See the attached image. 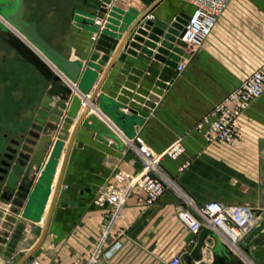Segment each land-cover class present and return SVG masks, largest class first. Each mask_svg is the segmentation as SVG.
Listing matches in <instances>:
<instances>
[{
    "label": "crops",
    "instance_id": "1",
    "mask_svg": "<svg viewBox=\"0 0 264 264\" xmlns=\"http://www.w3.org/2000/svg\"><path fill=\"white\" fill-rule=\"evenodd\" d=\"M155 1L111 0L103 13L86 7V0H24V19L35 20L40 36L58 52L83 63L81 75L88 72L74 87L81 99L88 94L91 98L73 119L51 176L43 182L45 187L51 179L43 207L24 201L15 209L0 202V264H16L38 241L67 150L46 236L23 264H169L194 246L193 236L176 216L178 209L187 207L182 196L195 206L217 201L252 207L258 224L234 252L237 260L252 262L244 248L253 249V239L264 233V94L240 114L237 144L208 143L194 126L264 63V0H231L199 50L193 52L180 42L181 53L172 50L166 62L141 50L135 55L125 52L130 27ZM193 10L182 0H161L146 18L169 23L180 13L191 16ZM84 14L103 26L113 14L118 24L106 33L100 26L96 33L94 25L80 20L89 19ZM0 21L4 23L1 17ZM92 55L98 57L94 64L103 61L98 69L87 67ZM177 56L178 61L187 59L182 73L176 69ZM48 87L38 70L5 42L0 29V161L12 140L26 143ZM91 114L116 127L122 147L111 138H95L88 121ZM43 134L56 140L54 131ZM136 138L156 153L182 142L178 158L161 160L173 186L150 206L134 187L109 221L111 206L99 199L106 191L126 186L116 173L135 176L142 171L134 150ZM43 173L44 166L33 187ZM205 243L213 240L208 237ZM203 261H211L205 249ZM185 262L198 264L189 256Z\"/></svg>",
    "mask_w": 264,
    "mask_h": 264
},
{
    "label": "water",
    "instance_id": "2",
    "mask_svg": "<svg viewBox=\"0 0 264 264\" xmlns=\"http://www.w3.org/2000/svg\"><path fill=\"white\" fill-rule=\"evenodd\" d=\"M160 1L156 0L130 27L127 37L129 42L125 48L126 53L135 55L137 50H141V52L153 56L160 62H166L172 50L181 53L179 40L185 32V26L190 16L180 13L169 23L160 19L146 18ZM110 2L111 0H86L85 5L104 13ZM23 16L24 0H0V17L4 22L0 21V29L5 34V42L14 48L22 59L38 70L49 83V87L35 112L33 123L27 133L26 143L22 144L18 140H12L0 161V202L10 204L15 209L21 207L24 201H27L28 205L35 204L40 208L43 207L49 194V181L51 179H48V184L45 187L43 182L47 180V176H51L60 153L62 141L67 139L68 129L81 108L82 99H84V97L80 98L81 94L78 89L75 90L74 84L79 82L82 76L86 77L88 72L85 70L81 75L83 63L80 60H70L58 52L40 36L37 30V22L35 20L27 21ZM85 16L89 19L82 20L81 18L80 20L94 25V17L91 14ZM113 17V14H109L107 24L101 33H106L108 29H115L112 25H117L118 22ZM75 20L78 21L77 18ZM97 30L98 28L94 25V32ZM123 57L124 54L120 56V60ZM97 59L96 55H92L87 67L98 69L103 61L94 64L93 61ZM175 59L178 61L179 56ZM79 88L83 90V85ZM96 92L94 91L93 95ZM85 109L83 108V110ZM88 121L90 122V130L94 132L97 140L104 141L105 137L111 138L122 147L123 142L120 140L115 126L97 114L89 115ZM45 130L54 131L56 140L52 142L50 137L44 135ZM68 155L69 151L67 150L42 234L30 252L16 264H23L29 255L41 245L46 236L54 200L60 187ZM46 157L47 160L44 165ZM42 166H44V173L41 174L38 183L33 187L36 175ZM32 187L33 190L30 194ZM208 237L213 240V244L205 243ZM252 246L253 249L250 250L245 247L244 251L252 259L253 264H264V233L253 239ZM203 249L211 255L210 262L203 261ZM234 254L218 238L216 232L204 228L198 234L192 250L184 254L180 261L181 264H187L185 257L189 256L198 264H245L242 260H237Z\"/></svg>",
    "mask_w": 264,
    "mask_h": 264
},
{
    "label": "built area",
    "instance_id": "3",
    "mask_svg": "<svg viewBox=\"0 0 264 264\" xmlns=\"http://www.w3.org/2000/svg\"><path fill=\"white\" fill-rule=\"evenodd\" d=\"M193 5V13L185 26V32L179 42L187 45L191 51L199 50L212 33L218 17L226 10L231 0H182ZM94 25L104 29L101 21L93 19ZM106 25V24H105ZM97 33V32H96ZM187 59H181L176 64L179 73L185 71ZM264 94V63L254 70L246 79L236 86L225 98L218 102L207 114L203 115L195 124L208 143H225L234 145L240 142L241 132L238 126L240 114L254 101ZM82 100V107L86 99ZM134 150L141 162L142 171L132 176L128 173H116L115 178L126 182V186L100 196L101 202L111 206L110 220L120 212L132 194L133 188H139L145 195L147 206L154 204L165 191L173 186L169 176L161 166L163 157L176 159L183 153V144L177 140L160 153L153 152L140 138H136ZM183 165L182 168L186 167ZM183 198L187 207L177 210L176 216L193 236L194 245L202 229L206 228L220 234L222 241L233 251L239 240L247 235L259 221L256 211L247 205L224 204L210 201L195 206ZM32 264H39L33 262ZM169 264H180L178 257ZM246 264V263H245ZM248 264H253L248 262Z\"/></svg>",
    "mask_w": 264,
    "mask_h": 264
},
{
    "label": "bare ground",
    "instance_id": "4",
    "mask_svg": "<svg viewBox=\"0 0 264 264\" xmlns=\"http://www.w3.org/2000/svg\"><path fill=\"white\" fill-rule=\"evenodd\" d=\"M90 98H91V96H90ZM90 98H88V100H89ZM86 105H87V102L85 103V106H84V107H82V106H81V107H82V108H85V107H86Z\"/></svg>",
    "mask_w": 264,
    "mask_h": 264
},
{
    "label": "rangeland",
    "instance_id": "5",
    "mask_svg": "<svg viewBox=\"0 0 264 264\" xmlns=\"http://www.w3.org/2000/svg\"><path fill=\"white\" fill-rule=\"evenodd\" d=\"M77 20L79 21V16L77 17ZM226 97V96H225ZM220 102V101H219Z\"/></svg>",
    "mask_w": 264,
    "mask_h": 264
}]
</instances>
